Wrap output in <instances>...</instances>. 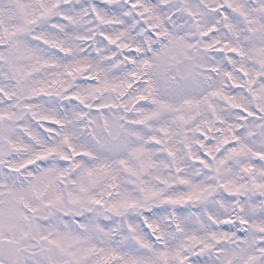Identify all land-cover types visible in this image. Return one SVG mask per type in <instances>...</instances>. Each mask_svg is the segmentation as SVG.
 Masks as SVG:
<instances>
[{"label": "snow or ice", "instance_id": "1", "mask_svg": "<svg viewBox=\"0 0 264 264\" xmlns=\"http://www.w3.org/2000/svg\"><path fill=\"white\" fill-rule=\"evenodd\" d=\"M0 264H264V0H0Z\"/></svg>", "mask_w": 264, "mask_h": 264}]
</instances>
